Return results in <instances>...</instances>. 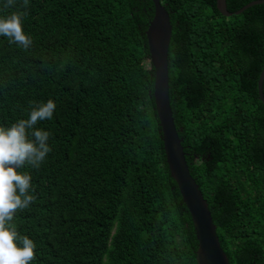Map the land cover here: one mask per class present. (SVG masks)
Listing matches in <instances>:
<instances>
[{"label":"trees","instance_id":"obj_1","mask_svg":"<svg viewBox=\"0 0 264 264\" xmlns=\"http://www.w3.org/2000/svg\"><path fill=\"white\" fill-rule=\"evenodd\" d=\"M253 1L227 0L228 10ZM161 2L190 172L230 263L264 264V4L227 18L217 0ZM154 14L151 0H29L33 47L0 37V124L27 118L36 103L57 105L37 125L52 133L53 151L39 169H22L36 200L14 217L37 244L32 264H197L156 111L146 35Z\"/></svg>","mask_w":264,"mask_h":264},{"label":"clouds","instance_id":"obj_2","mask_svg":"<svg viewBox=\"0 0 264 264\" xmlns=\"http://www.w3.org/2000/svg\"><path fill=\"white\" fill-rule=\"evenodd\" d=\"M28 3L0 0V8L14 9L0 14V37L23 50L34 44L33 36L24 28ZM56 107L49 99L31 105L27 118L0 124V264H32L35 259L37 244L18 231L14 217L36 200L32 173L22 169H39L53 151L52 133L37 125L52 120Z\"/></svg>","mask_w":264,"mask_h":264},{"label":"water","instance_id":"obj_3","mask_svg":"<svg viewBox=\"0 0 264 264\" xmlns=\"http://www.w3.org/2000/svg\"><path fill=\"white\" fill-rule=\"evenodd\" d=\"M155 6L154 18L146 32L150 60L155 72L154 97L156 111L160 121L164 150L171 177L176 182L184 204L186 205L197 235L199 248L196 253L197 264H231L224 252L217 226L207 200L196 180L193 178L186 153L175 124L170 103L169 49L172 40L173 26L168 10L161 0H151ZM264 0H256L232 13L228 10L227 0H217L218 11L227 18L241 15L246 10L257 5H263ZM264 66L258 80V90L261 102L264 104Z\"/></svg>","mask_w":264,"mask_h":264},{"label":"flooded vegetation","instance_id":"obj_4","mask_svg":"<svg viewBox=\"0 0 264 264\" xmlns=\"http://www.w3.org/2000/svg\"><path fill=\"white\" fill-rule=\"evenodd\" d=\"M177 85V84H176ZM178 87V86H177ZM175 94H178L179 92L177 90L174 91Z\"/></svg>","mask_w":264,"mask_h":264},{"label":"rangeland","instance_id":"obj_5","mask_svg":"<svg viewBox=\"0 0 264 264\" xmlns=\"http://www.w3.org/2000/svg\"><path fill=\"white\" fill-rule=\"evenodd\" d=\"M148 66H149V63H148Z\"/></svg>","mask_w":264,"mask_h":264}]
</instances>
